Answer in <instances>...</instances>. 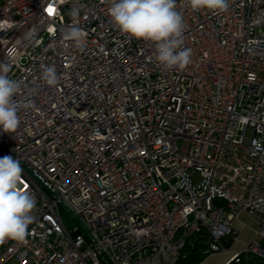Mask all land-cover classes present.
Here are the masks:
<instances>
[{
  "label": "built area",
  "instance_id": "1",
  "mask_svg": "<svg viewBox=\"0 0 264 264\" xmlns=\"http://www.w3.org/2000/svg\"><path fill=\"white\" fill-rule=\"evenodd\" d=\"M176 3L183 69L121 32L111 0H0V65L21 84L0 157L54 192L21 164L34 220L24 241L0 243V264H178L187 243L264 264V0ZM241 212L255 227L230 250Z\"/></svg>",
  "mask_w": 264,
  "mask_h": 264
},
{
  "label": "clouds",
  "instance_id": "2",
  "mask_svg": "<svg viewBox=\"0 0 264 264\" xmlns=\"http://www.w3.org/2000/svg\"><path fill=\"white\" fill-rule=\"evenodd\" d=\"M187 3L193 11H226L229 7L228 0H187ZM110 16L121 32L154 43L156 59L165 69H183L190 63L191 49L183 47L184 17L176 0H111ZM69 36L77 47L83 46L84 36L79 28H73ZM7 72V66L0 65V132L13 133L20 125L14 97L21 84L10 79ZM42 79L49 85H57L55 67H43ZM35 205L36 197L23 180L21 162L11 155L0 157V243L6 239L25 240L28 226L34 220Z\"/></svg>",
  "mask_w": 264,
  "mask_h": 264
},
{
  "label": "rangeland",
  "instance_id": "3",
  "mask_svg": "<svg viewBox=\"0 0 264 264\" xmlns=\"http://www.w3.org/2000/svg\"><path fill=\"white\" fill-rule=\"evenodd\" d=\"M61 216L68 226H73L75 221L71 216L64 210L60 211ZM206 257V258H205ZM231 257V251H218L210 255L204 256L203 261L200 264H258L257 260L252 256H242V262L236 263L229 261Z\"/></svg>",
  "mask_w": 264,
  "mask_h": 264
},
{
  "label": "crops",
  "instance_id": "4",
  "mask_svg": "<svg viewBox=\"0 0 264 264\" xmlns=\"http://www.w3.org/2000/svg\"><path fill=\"white\" fill-rule=\"evenodd\" d=\"M233 226L236 229L237 238L227 243L230 250L239 248L244 242L249 240L253 233L255 222L247 214L241 212L234 221ZM200 262L197 264H200Z\"/></svg>",
  "mask_w": 264,
  "mask_h": 264
},
{
  "label": "trees",
  "instance_id": "5",
  "mask_svg": "<svg viewBox=\"0 0 264 264\" xmlns=\"http://www.w3.org/2000/svg\"><path fill=\"white\" fill-rule=\"evenodd\" d=\"M194 249L195 248L190 247L189 243L185 244V246L183 247L184 256L179 259L178 264L199 263L204 258V256L196 254Z\"/></svg>",
  "mask_w": 264,
  "mask_h": 264
},
{
  "label": "water",
  "instance_id": "6",
  "mask_svg": "<svg viewBox=\"0 0 264 264\" xmlns=\"http://www.w3.org/2000/svg\"><path fill=\"white\" fill-rule=\"evenodd\" d=\"M21 164L24 166V168L29 171V173L46 189L48 190L51 194H54L45 184L44 182L39 179L24 163L21 162Z\"/></svg>",
  "mask_w": 264,
  "mask_h": 264
}]
</instances>
